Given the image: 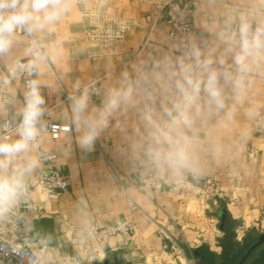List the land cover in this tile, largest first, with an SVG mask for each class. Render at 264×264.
Here are the masks:
<instances>
[{"label":"crops","instance_id":"1","mask_svg":"<svg viewBox=\"0 0 264 264\" xmlns=\"http://www.w3.org/2000/svg\"><path fill=\"white\" fill-rule=\"evenodd\" d=\"M167 1L66 0L61 19L34 34L48 56L37 76L50 113L45 124L72 127L58 139L46 131L41 147L56 154L55 166L67 176L69 190L33 188L34 210L17 213L13 207L0 215V238H22L39 251L42 264H244L254 258L264 264V120L255 125L264 116V57L250 61L240 92L228 89L226 109L199 127L192 171L174 173L147 160L145 131L135 110L117 116L91 151L78 144L67 99L77 94L76 84L112 88L134 65L180 55L179 49L193 42L205 55L220 56L229 47V25L241 17H249L253 28L264 24V0H195L192 31L182 41L180 32L169 35ZM92 5L131 20L116 48L88 43ZM30 47L29 38L17 32L11 51L0 56V76L18 60H30ZM24 91L18 78L0 88V120L11 114L9 95L22 100ZM101 101L93 96L92 107ZM33 155L40 157L39 150ZM40 167L41 162L24 177V187ZM149 173L159 185L141 189ZM120 219L133 223L129 241L104 230Z\"/></svg>","mask_w":264,"mask_h":264},{"label":"clouds","instance_id":"2","mask_svg":"<svg viewBox=\"0 0 264 264\" xmlns=\"http://www.w3.org/2000/svg\"><path fill=\"white\" fill-rule=\"evenodd\" d=\"M67 8L66 0H0V56L11 51L17 32L29 36L43 32ZM236 28L233 35L228 26L229 47L223 55H205L193 42L179 49L180 55L134 65L112 88L76 84L77 94L67 99L80 148L91 151L117 116L135 110L145 131L147 160L174 173L192 171L199 127L226 109L228 89L238 94L250 61L264 57V24L253 28L249 17H241ZM31 43L27 54L32 58L11 65L0 76V88L22 76H38L48 63L39 43ZM93 96L102 97L98 106L92 107ZM22 97L9 95L11 114L0 120V215L19 202L24 177L39 165L40 158L33 153L41 147L45 117L50 115L39 79L25 81Z\"/></svg>","mask_w":264,"mask_h":264},{"label":"built area","instance_id":"3","mask_svg":"<svg viewBox=\"0 0 264 264\" xmlns=\"http://www.w3.org/2000/svg\"><path fill=\"white\" fill-rule=\"evenodd\" d=\"M146 1V0H138ZM195 0H169L166 2L167 22L169 24V35L174 37L177 33H181L186 40V35L192 31V23L190 18V10ZM95 9L88 11L87 15L90 19V29L87 32V38L93 41L102 50H112L118 46L126 37L132 28V22L128 18L112 16L105 12L101 6L94 5ZM153 19V15L146 16V20ZM238 22L231 24V32L235 35ZM229 30V29H228ZM227 30V31H228ZM29 38L30 46L32 41L37 39L35 35L29 36L23 32H18ZM228 40L230 39L227 35ZM148 38L141 42L143 49L147 45ZM20 62L27 60L20 59ZM8 71V70H7ZM24 82L27 79H37V76H22ZM98 88H101L96 84ZM100 97V96H97ZM49 117L46 116L45 119ZM264 116H260L255 125L260 127L263 124ZM47 132L53 139L60 138L64 132L71 131L70 124H62L56 121H47ZM41 167L34 174V181L28 183L19 198V202L14 206L16 212L25 213L34 210L35 206L30 201L31 190L35 187L46 189L50 192H67L69 190V181L65 174L60 172L55 166L56 154L47 148L40 147ZM197 179L198 175L193 176ZM198 180V179H197ZM159 185V178L149 173L140 184L141 189L155 188ZM133 210L139 209L134 203L131 204ZM104 230L110 235H122L127 241L132 238L133 223L128 220H117L114 224L104 227ZM170 239V237H168ZM42 256L38 250L30 246L28 242L20 237H16L12 241L0 238V264H42Z\"/></svg>","mask_w":264,"mask_h":264},{"label":"rangeland","instance_id":"4","mask_svg":"<svg viewBox=\"0 0 264 264\" xmlns=\"http://www.w3.org/2000/svg\"><path fill=\"white\" fill-rule=\"evenodd\" d=\"M93 9H95V6L94 5H92L90 8H89V10L88 11H90V10H93ZM105 11V10H104ZM90 29V22H89V27H88V30ZM88 30H87V32H88ZM86 39H87V41H88V43L89 44H91V45H93V46H95V47H97L98 49H100L93 41H91V40H89L88 38H87V33H86ZM198 175V174H197ZM198 179V180H197ZM197 181H200L202 178L198 175V177H197Z\"/></svg>","mask_w":264,"mask_h":264},{"label":"trees","instance_id":"5","mask_svg":"<svg viewBox=\"0 0 264 264\" xmlns=\"http://www.w3.org/2000/svg\"><path fill=\"white\" fill-rule=\"evenodd\" d=\"M244 264H259L258 260L256 258L254 259H247V261Z\"/></svg>","mask_w":264,"mask_h":264}]
</instances>
